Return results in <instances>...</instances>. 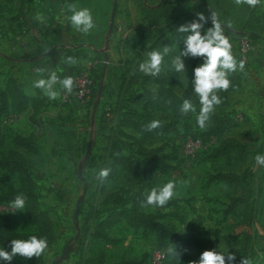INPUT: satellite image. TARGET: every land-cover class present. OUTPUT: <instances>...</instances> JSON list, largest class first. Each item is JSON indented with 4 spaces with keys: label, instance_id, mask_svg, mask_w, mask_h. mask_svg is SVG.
Wrapping results in <instances>:
<instances>
[{
    "label": "rangeland",
    "instance_id": "374dc122",
    "mask_svg": "<svg viewBox=\"0 0 264 264\" xmlns=\"http://www.w3.org/2000/svg\"><path fill=\"white\" fill-rule=\"evenodd\" d=\"M162 1L68 0L78 9L88 8L92 12L97 28L85 35L71 25L72 13L66 9L65 0H0V87L11 76L9 57L11 52L17 54V48L26 58L36 53H52L47 62L51 60L56 68L47 67L43 61L41 68L48 70L43 76L37 69L31 74L34 68L28 61L26 65L17 63L24 67L21 72L24 75L20 77L33 88V81L47 78L50 72H56L63 79L88 66L98 74L94 75L97 89L88 99L62 101L63 90L59 84L56 88L60 96L55 100L35 88L36 97L17 119L8 124L0 122V158L15 150L28 159L25 163L33 178L36 202L52 220L48 228L51 229L48 252L38 259L18 255L12 264H157L156 252L166 251L185 240L188 227L197 245L183 251L181 264L198 261L203 251L213 249L235 254L234 264H240L243 257L252 264H264V167L255 161L257 155H264V103L259 105L256 114L234 110L235 117L242 118L230 134L238 135L252 147L244 161H235L231 155L213 156L216 139L205 135L195 115L190 113L179 116L172 131L144 141L149 148L161 144L163 152L171 153L172 157L166 159L169 163L166 170L156 169L150 179L132 176L123 170H117L108 180L97 179L112 142L122 146L124 152L136 146L133 142L139 133L131 127L118 126L117 107L138 106L141 89L133 74L141 73L138 66L146 58V47L151 42L141 35L144 22L141 10L143 6L154 7ZM203 1L170 0L166 7L179 15L182 24L196 19L197 12L206 16L211 11L216 13L221 23L226 21L234 29L227 37L231 51L237 49L236 58L240 61L239 39L247 31L242 21L249 12L258 18L262 13H255L257 6H238L234 0H209L210 8ZM226 1L232 7V21L221 14L228 4ZM37 15L41 19L37 20ZM161 21L166 24L163 18ZM207 25L210 24L205 29ZM250 37L253 47L244 66L253 60L264 66V31L260 30L257 35L250 33ZM67 57H74L78 63H66ZM182 60L186 73H178L176 89L183 97L187 95L193 100L191 59L182 57ZM194 103L198 112L199 102ZM172 113L169 110L153 112L163 121L174 118ZM191 135L199 140L193 154L187 153L192 146ZM16 136L36 142L38 152L17 144ZM220 172L241 174L242 185L211 177ZM168 181L176 182L177 198L162 208H141L163 225L159 230L134 227L120 220L102 227V233L92 235L97 218L104 216L113 205L107 197L110 192L117 188L134 190L139 185L158 187ZM19 186L16 172L0 169V200L7 198L10 189ZM4 227L24 238L45 231L32 222L25 208L0 213V234L6 232ZM0 248L11 251L1 243ZM0 264L5 262L0 260Z\"/></svg>",
    "mask_w": 264,
    "mask_h": 264
},
{
    "label": "trees",
    "instance_id": "16d2710c",
    "mask_svg": "<svg viewBox=\"0 0 264 264\" xmlns=\"http://www.w3.org/2000/svg\"><path fill=\"white\" fill-rule=\"evenodd\" d=\"M169 1L170 0H163L160 5L154 7L143 6L141 10L144 19L143 25H141V35L142 38L151 41L147 45L146 50L147 52L152 50H162L163 46H170L172 51L165 57L166 63H170L171 58L178 54V50L183 49V38L185 35L176 31V29L182 25V22L179 21L178 14L171 13L167 9L166 4ZM261 16L262 18L264 17V12H262ZM162 18L166 21V24L161 21ZM261 21H264V18L261 19ZM190 58L194 69L203 63L201 58ZM91 73L93 83L90 95H92L97 89L94 82V75L96 72L93 68L91 69ZM133 76L137 78L138 87L141 89L138 94V97H140L138 106L125 108L119 105L117 107V124L119 127L123 125L133 128L139 133V136L134 138L135 142L133 143L136 145L135 148L129 149L126 152L122 150V146L118 145L117 142H112L110 144L109 151L107 152L108 159L105 161L103 169L108 168L111 169V171L105 180L112 178L117 170H123L129 175L139 178L150 179L153 177L156 169L161 168L166 170L169 166L166 159L172 157L170 152L162 151V145L150 148L147 147L144 145V139L159 137L174 129V125L178 121L177 119L179 116L183 115L180 112V107L183 100L187 98L177 94L172 88L173 85L178 84L177 75L175 71H165L157 78L145 76L142 73L133 74ZM239 79L240 75L233 73L230 77L231 85L229 89L237 87L240 84ZM146 83L158 84L156 87L155 98H153L154 93L152 89L145 86ZM124 89L125 85L124 87H121L122 91ZM228 90L219 91V96L223 102L216 108L217 110L212 115L209 126L204 131L205 135L216 139V143L212 147L213 156L219 157L221 155H231L234 160L241 161L245 160L252 150L248 143L238 142L232 137H224V134L238 121L230 110H226L222 107L227 100ZM33 98L34 97L24 92L21 83L15 76H8L4 82V86L0 87V115L3 116L9 112L20 113L31 105ZM194 101L199 102L197 97H195ZM153 109L159 111L169 110L173 112L172 114L175 117L168 121H161L162 126L160 128L153 131H147L146 125L150 121L159 120L153 115ZM191 137L197 139L195 136L191 135ZM14 141L33 152H38L36 142L31 141L27 137L16 136ZM26 161H28V159L15 150L10 151L5 157L0 158V169L7 168L9 171L16 172L17 177L20 180L19 188L10 189L7 192V198L1 199L0 203L11 204L16 195L23 194L26 197L25 210L28 212V216L32 222L45 229V231L41 230V232L37 234V237H46L48 240L51 232V229L48 230V228L51 226L52 220L46 210L40 208L36 202L33 178L25 163ZM211 177L214 179L225 180L227 182H233L239 186L243 183L242 175L235 172H220L213 174ZM150 189L151 187L146 188L143 185H139L134 190L117 188L110 192L107 197L111 200L113 205L108 207L104 216H99L97 218L98 220L92 235H97V233L102 230V227H108L120 220H125L129 225L134 227L143 226L159 230L158 227H162L163 225L156 221L153 214L141 209L152 207L144 206L145 197L143 194L146 190ZM170 204L171 201L167 206ZM0 213L6 214L9 212ZM46 231L49 233L47 234ZM28 238L29 236L26 238L17 236L6 228V232L0 234V243L6 248L11 249L10 241L12 239ZM196 245L190 227H188L187 230V238L178 241L176 244L178 251H184L187 248H194ZM162 253L163 257L161 258L160 264H174V261L166 255V251H163Z\"/></svg>",
    "mask_w": 264,
    "mask_h": 264
},
{
    "label": "clouds",
    "instance_id": "9594fccd",
    "mask_svg": "<svg viewBox=\"0 0 264 264\" xmlns=\"http://www.w3.org/2000/svg\"><path fill=\"white\" fill-rule=\"evenodd\" d=\"M238 6L248 5L256 7L264 0H234ZM66 9L72 13L70 22L73 28L85 35L97 28L92 12L88 8L78 9L75 3H69L65 0ZM39 20L41 17L36 16ZM211 22V27L205 29V25ZM229 26H231L229 24ZM177 32L183 33V49H180L178 55L171 58L170 63L165 62V57L172 51L170 46H163L162 50H152L145 53V59L139 63L138 71L145 76L157 78L165 71H175L177 73H186L185 64L182 57L201 58L203 63L194 69L192 84V93L199 100V111L191 98L184 99L180 107L181 114L187 116L194 114L196 123L201 130H206L211 122V117L216 108L222 104L219 91H227L230 88V77L237 71L244 70V62L237 61L232 54V45L229 38L225 35L224 27L218 16L214 12L205 15L203 12L196 13V19L180 25ZM66 63L75 65L78 61L74 57H67ZM41 76L48 72L45 68L36 70ZM71 94L75 88V80L71 76L60 79L56 72H50L47 78H40L34 81L33 86L40 89L51 100L60 96V91L56 86ZM155 98L156 89H152ZM162 126L160 120H152L146 125L147 131H153ZM256 164L264 167V155L255 157ZM111 169L104 168L97 173V179L103 181L107 179ZM187 184V181H183ZM144 206L154 208L165 207L170 201L177 198V184L175 181H168L162 186L152 187L144 192ZM26 205V197L23 194L15 196L11 202V207L17 211H23ZM173 245V244H172ZM11 251L0 248V260L5 264H12V261L18 255L24 259L40 258L49 250V244L46 237L38 238L36 235L28 239H12L10 241ZM186 251V250H184ZM166 255L176 264H181L183 251H178L176 245L166 250ZM236 256L233 253H223L216 249L205 250L201 253L198 261H191L190 264H234ZM240 264H252L248 258H242Z\"/></svg>",
    "mask_w": 264,
    "mask_h": 264
},
{
    "label": "crops",
    "instance_id": "0c3cea01",
    "mask_svg": "<svg viewBox=\"0 0 264 264\" xmlns=\"http://www.w3.org/2000/svg\"><path fill=\"white\" fill-rule=\"evenodd\" d=\"M208 1L209 0H204L203 2H204L205 6L210 8L209 5H208ZM227 3H224L225 5L226 4L227 5L223 8L221 14L224 13V15H227V18L229 19V21H232L231 20L232 16H230V13H232V7L230 6V1L227 2ZM258 8L261 9V10H259ZM253 12H255V11H253ZM259 12H261V13L264 12V3H262V4L257 6V10H256L255 13L257 14ZM259 18L256 15H252V14L250 15V12H249V15L244 17L245 21L244 22L242 21L243 28L245 29V31L247 30L244 33H248V34L253 33V34L257 35V33H259L260 30L264 31V29L262 28L264 26V21H261V19H263L264 17L262 18V16H260ZM208 24H210V25H207V26H209V27L212 26L211 22H209ZM47 25H49V24L47 23ZM222 25L224 27V31H225V35L226 36L229 34V31L234 32V29L231 26H229V24H227L226 21H225V23H222ZM50 28H51V26H50ZM49 30L52 31L53 29H49ZM244 33H241V35L244 34ZM17 51H18V48L15 49V53H17V54H14V52L12 54V52H11V54H10L11 57H9L11 59L10 65H9L11 67V71H12L11 75L15 76L18 79V81L21 83L22 88H23V90H24V92L26 94H28V95H30V96L35 98L36 95H37L36 92H35L36 89L33 88V87H30L29 85H27L26 82H24V80H22V78L20 76L24 75V74H21V72L24 69V67L18 66L17 63H24L26 65V62L28 61L27 63H29V66H32L34 68L33 71H31V74H32V72L34 73V70H36L37 68H41L42 67L43 61L45 62L44 64H48L47 67H50L51 69H55L56 67L54 66V63L51 60H49V62H47V60L51 58L52 53L45 54V55H42L41 53H36V54H33L32 56H29V57L26 58L25 56H22L23 55L22 53L17 52ZM146 52H147V50H146ZM232 54H233L234 58L239 62V60L236 58V55H237V49L236 48H234V51H232ZM55 57H57V55H55ZM61 60H62V58H61ZM190 69L194 72V68L192 66V61L191 60H190ZM175 73L177 75V79H178V83H179L180 74L178 75L177 72H175ZM236 74L240 75V79H239L240 80V84L237 87L231 88V89L228 90V92H227V100L224 103V105H222V107L224 109H226V110H230L233 115H235L234 114V112H235L234 110L235 109L239 110V111H242V112H245V113H249V114L250 113H252V114L255 113L256 114L259 111V105H263V103H264V101H263V99H264V87L261 88V86H260L261 84L264 85V66L260 65L257 61L253 60L252 63L248 64L247 66H244V70L242 72L237 71ZM40 78L41 77H39L37 79H40ZM151 85H153V86H151ZM145 86H147L148 88H151V89H153V88L156 89L158 84L157 83H151V84L146 83ZM176 87H177V84L173 85L172 86L173 90L177 94L183 96L181 93H179L177 91ZM185 96L187 98H190L187 95H185ZM195 97L193 99V102H195L194 101ZM254 110H255V112H254ZM155 111H159V110L153 109L152 113L155 112ZM155 117L158 118L157 116H155ZM158 119L160 121H163L160 118H158ZM238 125H239V122L237 121V123L234 126H232L224 134V137H232V138L236 139L238 142L248 143L249 147L252 150V147H251V145H250V143L248 141L240 139L238 137V135H236V134L235 135L234 134L233 135L230 134V131L232 129L236 128ZM121 127L124 128L126 126L121 125ZM172 130H170V131H172ZM167 133H165V134H167ZM165 134H163V135H165ZM163 135H161V136H163ZM161 136H159V137H161ZM152 138H158V137H152ZM144 141H145V139H144ZM159 145H161V144H159ZM156 146H158V145H156ZM250 154L248 156H250ZM232 159H233V157H232ZM235 161H238V160H235ZM241 161H244V160H241Z\"/></svg>",
    "mask_w": 264,
    "mask_h": 264
},
{
    "label": "built area",
    "instance_id": "2783aa9c",
    "mask_svg": "<svg viewBox=\"0 0 264 264\" xmlns=\"http://www.w3.org/2000/svg\"><path fill=\"white\" fill-rule=\"evenodd\" d=\"M253 47L252 44V38L250 37V34L244 33L240 36L239 39V50H238V57L240 61H246V59L249 56V53ZM75 80V88L71 94L63 91L61 94V99L64 102L67 101H72V100H85L88 99L90 94H91V86L93 83V78H92V73H91V68L90 67H85L75 73L72 76ZM19 116V113L16 112H9L5 115L2 116L1 119V124H8L9 122H12L13 120L17 119ZM237 120L241 119V115L236 116ZM190 142L189 144L192 145L191 149L187 151V153L193 154V151L195 149V146L199 144V140H193L192 138L189 139ZM192 141V142H191ZM195 142V143H194ZM14 211V208L11 207V204H6V203H0V212H11ZM156 259L154 260L157 264H160L161 258L163 257V253L158 250L156 252Z\"/></svg>",
    "mask_w": 264,
    "mask_h": 264
},
{
    "label": "water",
    "instance_id": "95a60500",
    "mask_svg": "<svg viewBox=\"0 0 264 264\" xmlns=\"http://www.w3.org/2000/svg\"><path fill=\"white\" fill-rule=\"evenodd\" d=\"M114 9H115V1H114V4H113V8H112V14L114 12ZM76 211V210H75Z\"/></svg>",
    "mask_w": 264,
    "mask_h": 264
}]
</instances>
